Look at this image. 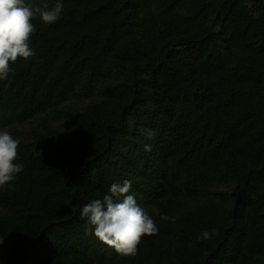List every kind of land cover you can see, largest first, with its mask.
Masks as SVG:
<instances>
[{"label":"trees","instance_id":"16d2710c","mask_svg":"<svg viewBox=\"0 0 264 264\" xmlns=\"http://www.w3.org/2000/svg\"><path fill=\"white\" fill-rule=\"evenodd\" d=\"M61 2L0 82V264H264V0ZM125 180L158 227L132 257L81 215Z\"/></svg>","mask_w":264,"mask_h":264},{"label":"clouds","instance_id":"9594fccd","mask_svg":"<svg viewBox=\"0 0 264 264\" xmlns=\"http://www.w3.org/2000/svg\"><path fill=\"white\" fill-rule=\"evenodd\" d=\"M63 7L61 0H56L52 7L47 0L36 7L26 4L25 0H0V82L9 80L14 74L10 63L15 64L18 59L27 61L36 55L30 47L35 31L33 18L39 17L45 25L54 24L60 19ZM141 132L148 139L155 135L151 129H141ZM19 145V139L7 129H0V188L14 181L23 170V165L16 163ZM144 150L150 152L151 145L146 144ZM130 189L131 181L113 183L109 194L92 200L81 210L82 217L86 218L85 234L88 235L91 230L99 241L123 257L137 255L142 239L158 232L148 212L137 204L132 195H128ZM153 212L158 210L153 209ZM161 219L170 218L162 216ZM218 234V230L212 228L204 230L202 238L210 240ZM200 238L197 237L198 240ZM0 243H3V238H0Z\"/></svg>","mask_w":264,"mask_h":264},{"label":"rangeland","instance_id":"374dc122","mask_svg":"<svg viewBox=\"0 0 264 264\" xmlns=\"http://www.w3.org/2000/svg\"><path fill=\"white\" fill-rule=\"evenodd\" d=\"M76 107V104L75 103H73V106H72V108H75Z\"/></svg>","mask_w":264,"mask_h":264}]
</instances>
